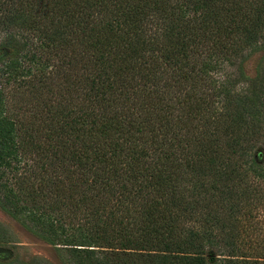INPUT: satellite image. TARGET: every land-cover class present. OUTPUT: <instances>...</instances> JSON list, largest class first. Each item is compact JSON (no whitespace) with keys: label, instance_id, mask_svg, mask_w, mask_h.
<instances>
[{"label":"trees","instance_id":"obj_1","mask_svg":"<svg viewBox=\"0 0 264 264\" xmlns=\"http://www.w3.org/2000/svg\"><path fill=\"white\" fill-rule=\"evenodd\" d=\"M258 45L264 0H0V209L64 264H264Z\"/></svg>","mask_w":264,"mask_h":264},{"label":"rangeland","instance_id":"obj_2","mask_svg":"<svg viewBox=\"0 0 264 264\" xmlns=\"http://www.w3.org/2000/svg\"><path fill=\"white\" fill-rule=\"evenodd\" d=\"M258 47L259 45L256 47V51L250 55H245L241 60V72L243 73L244 78L252 79L256 74L257 67L260 65L259 63L262 58H264V48L260 49V47ZM7 54L8 51H0V60H2V57L7 56ZM51 59L52 63L56 64L57 59L55 57H51ZM235 61L236 63H239L240 59H236ZM223 71L228 75L231 74L230 78L232 79H237L238 77V69L234 65L232 67L227 66L226 64L223 65ZM50 75L51 77H54L55 73H51ZM240 80L241 79L238 81ZM241 85L242 86L236 85V93L244 88L243 84ZM50 90L53 92L54 89L50 87ZM3 93L5 95L7 110H9V113L11 112V114L14 115V119L26 124L27 119L29 118V113L28 111H24V107L30 105L28 101H33L35 103L38 100H35L33 94H29L26 85H20L18 87L16 83L6 85ZM245 94H248V92L240 95L243 97ZM253 144H255V141ZM261 146V138H259L255 145L256 150L254 149V155L257 154L256 152H259V155H256V160L258 162L262 156ZM251 204L258 207V209L254 207V212L260 213L257 215V223L255 225L248 222L246 225L247 229L243 230L240 228L241 233L239 237H235L233 240L243 245L241 250L245 252V256L255 260L257 258L253 257H255L258 252H261L260 250L264 246V207L260 201H253ZM260 204L262 209L259 207ZM253 206H250V208ZM252 246H254L253 249H251ZM0 264L64 263L59 259L53 246L36 237L33 233L22 227L16 220L12 219L6 212L0 209Z\"/></svg>","mask_w":264,"mask_h":264}]
</instances>
